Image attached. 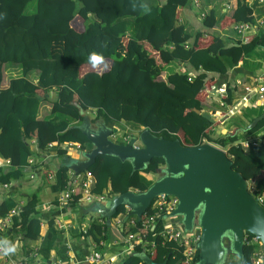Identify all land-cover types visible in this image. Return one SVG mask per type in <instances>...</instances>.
Segmentation results:
<instances>
[{
  "label": "trees",
  "instance_id": "trees-1",
  "mask_svg": "<svg viewBox=\"0 0 264 264\" xmlns=\"http://www.w3.org/2000/svg\"><path fill=\"white\" fill-rule=\"evenodd\" d=\"M192 1L0 0V157L11 164L8 169L0 170V186L23 179L26 169L31 167L30 158L38 157L43 162L49 157L59 158L60 166L55 170L51 189L56 193L75 191L66 205L60 207L56 203L55 208L96 213L95 204H82L83 186L74 184L69 168L73 158L62 147L67 142H76L83 151L92 150V144L79 128L82 113L92 110L97 114L96 119H104L110 127L131 122L156 136L180 139L185 146L209 142L222 147L233 168L249 182V187L253 184V193L257 197L264 195V141L256 138L264 129V118L254 129L226 136L217 135L215 124L196 112H203L208 104H213L207 99L208 92L216 90L217 81L209 80L211 73L225 75L246 55L257 48L264 49V27L244 40L229 39L230 43L220 33H213L209 46L201 47L200 39L205 31L192 32L178 17L179 9ZM33 2H36L35 10L31 12L29 6ZM203 15L206 30L220 27L221 19L214 10ZM77 17L83 19L81 30L73 26ZM231 17L234 23L253 22V8L245 0H238ZM108 59L112 64L107 71L81 73L83 66L96 67ZM175 62L187 69L169 72L167 68ZM6 67L18 69L19 75L3 87ZM190 69L196 74L191 75ZM233 99L231 94L227 102L232 104ZM46 104L49 112L41 116ZM213 106L214 113L228 111L222 105ZM245 138L248 147L241 142ZM55 142L59 145L49 147ZM43 162L34 165L33 170L39 172ZM163 165L162 158H154L146 169L134 172L128 161L100 156L88 171L95 180L90 192L101 195L108 191L118 195L130 190L146 191L153 180L145 174H155ZM86 176L87 172L77 180L84 181ZM25 198L21 217H15L12 229L20 232L27 245L40 239L42 212L38 194L31 193ZM19 202L13 195L7 197L0 215L16 208ZM126 212L125 206L119 207L115 218L127 215ZM153 213V208L147 211V215ZM54 215H49L48 232L34 253L47 263L53 262L50 250L63 240L64 234L57 228ZM165 215L157 219L154 229L145 230L146 219L139 222L136 217H131L123 229H115L119 247L126 246L130 233L145 234L133 252L116 264H146L144 256L158 263L185 264L179 244L165 241L159 235ZM132 219L136 220L135 226L131 225ZM112 233V223L97 216L87 231L81 230L76 236L90 238L96 250L104 253L110 248ZM152 243H155L153 249ZM258 250L264 248L245 243L244 264H253ZM60 253L57 259L67 262V254ZM198 261L197 251L194 264Z\"/></svg>",
  "mask_w": 264,
  "mask_h": 264
},
{
  "label": "water",
  "instance_id": "water-1",
  "mask_svg": "<svg viewBox=\"0 0 264 264\" xmlns=\"http://www.w3.org/2000/svg\"><path fill=\"white\" fill-rule=\"evenodd\" d=\"M196 112L215 122L210 113ZM82 117L79 128L92 144V150L80 153V158H73L69 163L74 178L88 172L103 155L130 162L134 172L146 169L154 158L164 160L150 188L143 192L130 190L114 195L105 203L95 204L99 216L111 222L119 207H129L124 227L131 217L142 221L157 197L167 195L175 197L178 203L166 219H180L185 232L201 231L197 264H244L246 234L258 236L264 246V207L250 191L249 182L233 168L224 149L209 142L185 146L180 139L156 136L145 128L128 143H116L112 137L118 133L117 128L86 112ZM263 118L264 115L255 118L239 132L254 129ZM144 261L146 264H168L158 263L149 256H144Z\"/></svg>",
  "mask_w": 264,
  "mask_h": 264
},
{
  "label": "crops",
  "instance_id": "crops-1",
  "mask_svg": "<svg viewBox=\"0 0 264 264\" xmlns=\"http://www.w3.org/2000/svg\"><path fill=\"white\" fill-rule=\"evenodd\" d=\"M147 3H151L153 0H146ZM198 4V6L196 5ZM238 0H193L190 5L182 7L178 11L179 22L188 26L192 32L195 31H205L204 36L201 37L200 45L201 47L209 46L212 39L213 33H220L225 39H230L231 41L242 40L241 37L235 31L234 19L231 17L234 11L237 9ZM211 10L215 11L216 17L221 19L220 27L216 30H206L204 28V15L205 13H210ZM254 18L257 19L264 18V4L254 5ZM264 27V26H263ZM261 27V29L263 28ZM255 34V33H254ZM254 34L251 33L253 36ZM230 40L228 43H230ZM185 65H180L176 70L183 72ZM191 75L196 74L195 71L190 69ZM215 79L216 90L214 92H208L207 99L215 100V105L219 106L220 103V91L225 90L226 99L233 96V103L227 104V112L216 113L217 119L222 118L221 124L217 126V135L229 136L235 132H239L240 129L248 126L252 121L259 117V114L264 115V100H260L258 95L255 93H247L245 90L246 85L251 87H257L264 83V49L257 48L251 54L244 57L242 61L232 69L228 71L225 75H219L211 73L209 75V80ZM240 82V83H239ZM264 85V84H263ZM246 98V99H245ZM212 103V102H210ZM238 105V107H237ZM237 107V108H236ZM49 112V107H47ZM209 111H214L213 104H208ZM47 112V114H48ZM220 112V113H219ZM41 116H45L41 111ZM246 126H243V125ZM242 125V126H241ZM216 127V128H217ZM241 133V132H239ZM257 135H262L264 139V129H262ZM244 140V139H243ZM246 140V138H245ZM58 144H53L51 148L56 147ZM65 149L67 147L63 146ZM34 149L37 147L34 145ZM67 153L72 158H80V151L76 148L67 149ZM45 161H47L45 163ZM43 162L40 158L36 157L32 159L31 167L26 169V175L21 180H14L11 182L8 189L0 186V207L5 202L7 197L11 195L15 196L16 201L26 202V196L31 193H36L39 196V210L42 212V226H41V236L40 239L33 242L26 243L22 239L23 236L19 231H10L3 236V239L8 242L12 249V257L17 261H24L26 264H34L35 262H42V264H55L59 259L58 256L61 255L60 252H65L69 257V260L65 262L66 264H91L87 261V258L91 254L94 243L88 237H77L81 230L87 231L93 218L99 216L97 213L85 212L82 209H71L61 210L60 208H55V204L58 203L61 193H56L51 189V184L54 180H50L48 176L52 173L54 174L59 166V158H46L43 162L44 166L40 167V171L37 169L33 170V166L37 163ZM45 163V164H44ZM10 166L6 161L0 157V170H6ZM72 177H73V173ZM149 180H153V174H145ZM83 205H89L88 203L82 201ZM54 215L56 220L61 221L65 225L63 231V240L56 244L53 249L50 250L51 259L53 262H44L41 255L35 256L36 250L42 246L43 239L45 238L49 229V215ZM3 216V215H0ZM123 216H118L112 220L113 226V238L111 244H109V250H105L101 253L104 257L106 264H116L122 261V259L129 253L133 252V249L129 245L119 247L118 239L114 231L117 229V224L120 226V230L123 229ZM17 217H21L20 214ZM66 249V250H65ZM233 261V260H232ZM0 264H6L2 259H0Z\"/></svg>",
  "mask_w": 264,
  "mask_h": 264
},
{
  "label": "built area",
  "instance_id": "built-area-1",
  "mask_svg": "<svg viewBox=\"0 0 264 264\" xmlns=\"http://www.w3.org/2000/svg\"><path fill=\"white\" fill-rule=\"evenodd\" d=\"M256 0H245V2H247L249 5H252ZM259 3H264V0H258ZM264 26V19H259V20H255L253 22H238L235 25V31L237 32V34L239 35V37L242 38V40H244L247 36H249L251 33L252 34H257L261 27ZM240 83V82H239ZM264 84V83H263ZM260 85L257 87H251L246 85L245 90L247 93L251 94V93H255L256 95H258L260 100H264V85ZM223 91L219 90L220 93V105L226 107L227 104L225 101L226 99V93L225 90L222 89ZM246 99V98H245ZM238 107V105H237ZM236 107V108H237ZM227 108V107H226ZM218 112V111H217ZM216 112V113H217ZM260 142L264 141L263 136L262 135H257ZM126 141L128 140V138L125 139ZM242 144L245 147H248L249 143L248 140H242L241 141ZM32 144L35 145V141H32ZM53 144L56 143H52L50 144V146H52ZM49 146V147H50ZM65 146L68 149H72V148H77L78 150H81V144L80 143H66ZM137 147V146H136ZM33 158L29 159V163L32 162ZM6 163L8 165H10V161L9 160H5ZM81 175H79L78 177H80ZM78 177L73 179V182L75 185H80L82 184V188H83V199L82 201L88 203V204H98V203H105L109 200L112 199V197L114 196L113 194H110L108 191H106L104 194H91L90 190H91V186L94 184L95 180H94V175L91 174L90 172H87V176L85 178L84 181L82 180H77ZM48 178L50 180H54V174H50L48 176ZM11 184V183H10ZM10 184H3V187L8 189L10 187ZM74 189H69V191L63 192L60 195V198L58 200L59 206L63 207L64 205H66L68 203V201L71 199V195L72 193H74ZM257 201L264 206V195H259V197H257L255 195ZM178 200L175 197L172 196H167V195H160L159 197H157V199L154 201L153 205L151 206V208H153L154 213L151 215H147V213H145L142 221L144 219L145 222L143 224V228L145 230H150V229H154L157 219L161 217V215H163L164 213L166 215H168L170 212H172L175 207L177 206ZM25 203L23 202H19V205L12 209L11 211H9L7 214L0 216V259H2L6 264H26L24 261H17L12 257V249L11 246L8 244V242L6 240L3 239V236L5 234H7L10 229L13 228L14 226V219L15 217L19 216L22 206ZM126 214L128 215V213L130 212V208L126 207ZM166 215L164 216V225L162 230L160 231L159 235L163 237V239L165 241H173L175 243H178L179 246L183 249V254H184V263L185 264H194L195 262V258H196V254H197V244L198 241L200 240V232H197V229H195L193 232H185L183 230V227L181 226L180 222H177V227H174L173 224L169 223L168 220L166 219ZM103 222V220H101ZM112 223V221L110 222ZM56 226L58 229L60 230H64L65 229V225L59 221L56 220L55 222ZM136 224V220L132 219L131 220V225L135 226ZM117 228H120V226L117 224ZM122 227V224H121ZM124 228V227H122ZM145 238V234L144 233H130L127 236L126 239V245H129L131 249H134L135 244H137L138 242H142L143 239ZM245 243L247 244H261V240L258 236H250L248 234L245 235ZM155 247V243H152V249ZM11 249V251H10ZM254 260H253V264H264V252L263 251H256L254 253ZM87 261H89L91 264H106L103 255L101 254V252L96 250V246L94 244V248L91 252V254L89 255V257L87 258ZM34 264H42V262H35ZM55 264H66L64 261L62 260H58L55 262ZM197 264V263H195Z\"/></svg>",
  "mask_w": 264,
  "mask_h": 264
},
{
  "label": "rangeland",
  "instance_id": "rangeland-1",
  "mask_svg": "<svg viewBox=\"0 0 264 264\" xmlns=\"http://www.w3.org/2000/svg\"><path fill=\"white\" fill-rule=\"evenodd\" d=\"M35 4L36 2H33L30 4L29 6V11H34L35 10ZM73 26L78 29V30H81L82 29V26H83V19L81 17H77L76 20L73 22ZM156 57V56H155ZM158 59V57H156ZM111 64H112V61H101L98 63V65H96V67H89L88 65H85L81 68V73L84 74L90 70H96L97 72H105L107 71L110 67H111ZM180 66L179 63H173L170 67L167 68V70L170 72L172 70H176L178 67ZM5 79H4V82H3V87H7L9 85V82L11 80V78L13 76H18L19 75V70H9L8 67H6L5 69ZM214 105L216 104L215 103V100H210ZM219 103V102H217ZM48 104H46L45 106H43L42 108V112L44 115L47 114L48 112V109H47ZM207 108V107H206ZM206 112L210 113L212 115V117L214 118L215 122V126H214V130L217 131L219 125H222L221 124V121H222V118L220 119H217L216 116V113H214L213 111H209V109H205ZM86 113H88L91 117H95V111H92V110H88ZM220 113V112H219ZM115 128L118 129V133L116 135H114L112 137V140L116 143H122L124 142L125 143V140L124 138L127 136H129V138L131 137H136L138 136L141 131L143 130L142 127L138 126L137 124H134V123H131V122H121L117 125L114 126ZM217 127V128H216ZM225 150V149H224ZM157 180V175L154 174V177H153V183ZM253 186V184H252ZM250 187V190H253V187ZM169 223L173 224L174 227H177V222L179 223L180 222V219H176V218H171L168 220ZM201 232L199 229H197V232ZM227 243V241H226ZM260 247H264L263 246V243L260 244Z\"/></svg>",
  "mask_w": 264,
  "mask_h": 264
},
{
  "label": "clouds",
  "instance_id": "clouds-1",
  "mask_svg": "<svg viewBox=\"0 0 264 264\" xmlns=\"http://www.w3.org/2000/svg\"><path fill=\"white\" fill-rule=\"evenodd\" d=\"M245 3H247V2H245ZM258 3H259L258 0H256L252 5H249L248 3H247V4H248L250 7H252L253 10H254V5H257ZM259 4L261 5V4H264V3H259ZM196 5L198 6V4H196ZM253 16H254V13H253ZM256 19H257V17L254 18V21H255ZM261 19H264V18H261ZM257 20H259V19H257ZM258 33H259V32H258ZM258 33H257V34H258ZM110 60H111V59L104 60V61H110ZM111 61H112V60H111ZM96 115H97V114L95 113V117H94L95 119L97 118ZM96 120H98V119H96ZM126 138H128L127 141L125 140ZM124 140H125L126 143H128L129 140H130V138H129V137H125ZM55 143H56V142H55ZM67 143H68V142H67ZM73 143H76V142H73ZM56 144H58V143H56ZM65 144H66V143H65ZM65 144H63L62 147H63ZM58 145H59V144H58ZM33 146H34V145H33ZM216 146H217V145H216ZM218 147H219V146H218ZM63 148H64V147H63ZM74 148H75V147H74ZM220 148H222V147H220ZM64 149H65V148H64ZM67 149H68V148H67ZM67 149H66V150H67ZM76 149H77V148H76ZM222 149H223V148H222ZM77 150H78V149H77ZM79 151H80V153L84 152L82 149L79 150ZM4 160H5V159H4ZM29 164H30V163H29ZM9 166H11V164H10ZM30 166H31V164H30ZM71 173H73L72 170H71ZM71 175H72V174H71ZM80 175H82V174H80ZM153 176H154V174H153ZM72 178L74 179V175H73ZM1 187H3V185H2ZM249 188H250V187H249ZM250 191L253 193L254 190H250ZM253 194H254V193H253ZM254 196H255V194H254ZM262 206H263V205H262ZM263 207H264V206H263ZM121 216H123V215H121ZM126 216H127V215H125V217H126ZM166 216H167V215H166ZM113 219H114V218H113ZM113 219H112V220H113ZM263 248H264V247H263ZM10 251H11V249H10ZM263 252H264V250H263ZM232 259H233V258H232ZM253 260H254V258H253ZM229 264H230V262H229Z\"/></svg>",
  "mask_w": 264,
  "mask_h": 264
},
{
  "label": "flooded vegetation",
  "instance_id": "flooded-vegetation-1",
  "mask_svg": "<svg viewBox=\"0 0 264 264\" xmlns=\"http://www.w3.org/2000/svg\"><path fill=\"white\" fill-rule=\"evenodd\" d=\"M126 143V142H125Z\"/></svg>",
  "mask_w": 264,
  "mask_h": 264
}]
</instances>
